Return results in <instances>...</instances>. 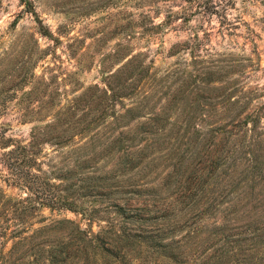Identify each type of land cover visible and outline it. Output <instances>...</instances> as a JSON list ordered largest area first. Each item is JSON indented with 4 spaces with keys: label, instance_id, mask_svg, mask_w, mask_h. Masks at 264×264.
Wrapping results in <instances>:
<instances>
[{
    "label": "trees",
    "instance_id": "obj_1",
    "mask_svg": "<svg viewBox=\"0 0 264 264\" xmlns=\"http://www.w3.org/2000/svg\"><path fill=\"white\" fill-rule=\"evenodd\" d=\"M196 1L203 5L204 13L212 7L207 8L209 0ZM21 2L35 15L30 0ZM36 23L41 36L54 39L38 18ZM234 67L218 62L209 65L193 58L185 70L158 76L151 75L139 55H132L103 78L102 88L88 86L63 105L53 107L40 100L39 86L22 91L19 121L31 125L28 139L8 136L9 125L0 124V181L19 194L16 199L7 198L0 190V246L12 242L8 253L0 254V264H264V248L253 253L260 242L264 245L263 235L255 234L260 233L259 228L252 233L246 230L227 235L226 224L202 223L177 238L174 234L188 225L181 214H145L144 207L116 202L101 206L104 194L99 189L106 184L100 181L108 180L116 165L126 167L127 160L139 162L145 150L155 149L152 142H160L164 122L174 126L178 116L186 113V107H179L177 101L182 100L179 94L187 84L192 86L190 104L186 100L184 106L194 103L191 111L202 114L201 118L206 112L219 118L206 120L205 132L232 137L226 127L229 124L242 129V138L249 134L246 143L239 139L246 149L238 151L237 145L230 154L233 158L228 156L229 177L232 185L245 181H251L253 189L258 185L264 199V161L258 154L264 142V128L259 125L264 118V102L245 113L258 93L246 90L238 101L239 90L227 78ZM180 79L182 82H174ZM27 82L25 76L22 85ZM2 109L4 112L5 106ZM38 114L46 118L39 119ZM134 122L136 127L129 128ZM48 149L66 150L65 164H48ZM110 155L116 157L113 170L100 174L103 165L99 166V159ZM88 165L91 170H87ZM118 177L109 184L111 192L104 193L124 195L122 190L128 182L124 176ZM253 191L244 197L240 208L234 207L237 212L250 202ZM43 209L80 216L85 228L80 222L60 219L28 233ZM43 222L42 218L37 220ZM237 229L232 225L233 232Z\"/></svg>",
    "mask_w": 264,
    "mask_h": 264
},
{
    "label": "rangeland",
    "instance_id": "obj_2",
    "mask_svg": "<svg viewBox=\"0 0 264 264\" xmlns=\"http://www.w3.org/2000/svg\"><path fill=\"white\" fill-rule=\"evenodd\" d=\"M30 1L35 15L26 11L21 0H0V124L9 125L8 136L22 141L29 136L31 125L19 121L22 91L39 86L40 100L53 107L63 105L88 86L102 88L103 78L132 55H139L151 75L158 76L175 69L185 70L193 58L209 65L215 62L234 65L227 78L239 90L238 101L246 90L258 93L245 113L264 102V0H209L207 8L212 7L205 13L196 0ZM36 18L54 39L39 34ZM32 74L34 78L29 79ZM25 76L29 82L22 85ZM191 87L187 84L179 94L182 100L177 101L179 107H186V113L178 116L180 119L174 126L164 122L160 142H152L155 149L145 150L139 162L127 160L126 167L116 165L113 170L114 155L99 159V166L103 165L100 174L113 170L108 180L100 181L106 184L99 189L104 194L101 206L116 202L144 207L145 214L163 211L170 216L181 214L188 225L174 234L177 238L195 225L220 223L226 224L227 235L246 230L252 233L259 228L260 233L255 234H262L264 239V199L258 185L253 189L251 181H245L234 187L229 177L228 156L233 158V153L230 154L237 145L238 151L246 149L241 144L248 141L249 134L244 139L242 129L231 128L229 124L226 127L232 137L205 132L206 120L213 122L219 118L208 112L201 118L202 114L191 111L194 103L184 106L186 100L190 102ZM2 106L6 108L4 112ZM47 115L52 117L51 113ZM37 118L46 116L38 114ZM136 125L134 122L129 128ZM259 125L264 128V118ZM47 152L48 164H65L66 150ZM258 154L264 161V142ZM86 168L91 170L89 165ZM118 176H124L128 182L122 190L124 195L104 193L111 192L109 184ZM235 178L238 179L237 175ZM0 190L7 198L16 199L19 195L1 181ZM251 191L250 202L237 212L234 207L240 208ZM40 218L44 220L42 224L37 223ZM60 219L80 222L85 228L80 216L43 209L28 233ZM232 225L238 228L235 232ZM92 229L97 230L95 225ZM260 243L253 253L264 248ZM11 245L12 242H7L0 246V254H7Z\"/></svg>",
    "mask_w": 264,
    "mask_h": 264
}]
</instances>
